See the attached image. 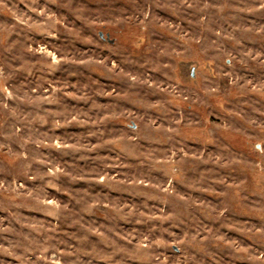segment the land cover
I'll list each match as a JSON object with an SVG mask.
<instances>
[{
	"label": "rangeland",
	"instance_id": "374dc122",
	"mask_svg": "<svg viewBox=\"0 0 264 264\" xmlns=\"http://www.w3.org/2000/svg\"><path fill=\"white\" fill-rule=\"evenodd\" d=\"M0 264H264V0H0Z\"/></svg>",
	"mask_w": 264,
	"mask_h": 264
}]
</instances>
